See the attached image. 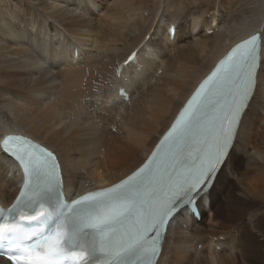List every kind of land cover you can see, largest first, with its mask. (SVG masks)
Returning a JSON list of instances; mask_svg holds the SVG:
<instances>
[{
  "label": "bare ground",
  "instance_id": "obj_1",
  "mask_svg": "<svg viewBox=\"0 0 264 264\" xmlns=\"http://www.w3.org/2000/svg\"><path fill=\"white\" fill-rule=\"evenodd\" d=\"M239 1L231 0L226 8L227 0H212L211 6L199 9V0H0V137L21 134L50 148L63 169L70 198L72 192L114 185L147 158L223 55L237 42L264 34V0L252 1L236 21L231 17L239 12ZM225 9L230 13L226 19ZM169 23L176 25L172 41ZM138 48V64L115 76L121 62ZM74 51L78 58L71 61ZM199 53L204 65L198 64ZM118 86L127 89L128 102H115ZM261 91L263 85L243 117L227 164L197 205L200 221L183 212L172 222L156 264H237L232 255L214 250L223 245V235L234 250L255 243L253 234L264 237L257 225H249L252 208L244 228L234 215L238 200L219 196L217 190L241 140L248 138L249 147L244 144L241 152L253 153L245 162L237 161L226 179L237 184L240 197L264 206V173L251 172L264 169V134L257 139L260 127L264 130V97L260 108L256 103ZM251 116L259 122L257 127ZM101 147L102 158L95 154ZM16 169L0 153L4 207L19 190L21 174ZM247 177L253 181L244 182ZM221 200L224 206L215 210ZM236 232L240 238L232 239ZM199 242L208 252L204 260L196 251ZM262 257L264 261V251ZM0 264L5 260L0 258Z\"/></svg>",
  "mask_w": 264,
  "mask_h": 264
},
{
  "label": "snow or ice",
  "instance_id": "obj_2",
  "mask_svg": "<svg viewBox=\"0 0 264 264\" xmlns=\"http://www.w3.org/2000/svg\"><path fill=\"white\" fill-rule=\"evenodd\" d=\"M262 83L264 34L221 62L147 162L119 183L71 198L53 152L9 137L0 152L21 179L11 205L0 206V257L5 264H155L163 232L198 205L227 164Z\"/></svg>",
  "mask_w": 264,
  "mask_h": 264
},
{
  "label": "rangeland",
  "instance_id": "obj_3",
  "mask_svg": "<svg viewBox=\"0 0 264 264\" xmlns=\"http://www.w3.org/2000/svg\"><path fill=\"white\" fill-rule=\"evenodd\" d=\"M218 1H220V0H218ZM228 1V3L225 5V7L227 8L228 7V4H229V2L231 1V0H227ZM252 1H255V0H240L239 2H237V4H239V5H241L240 6V8L238 9L239 10V12L242 10L243 12H247L248 10H249V4L252 2ZM212 5V0H199V9L200 8H206V7H209V6H211ZM220 11V10H219ZM230 11H232V10H230ZM224 19H226V16L228 17L229 16V11L227 10V9H225L224 10ZM234 13V16H232L231 17V19H233V20H236V21H239L240 19H241V12L240 13ZM248 15V14H247ZM240 17V18H239ZM183 27H185V24L183 25ZM188 41H189V38H188ZM191 41V40H190ZM178 45H180V44H178ZM201 51V50H200ZM200 53L198 54V64L199 65H204V61H200ZM202 56H205V53H203L202 54ZM262 85H263V89H264V83H262ZM262 93H261V97L257 100V107L258 108H260V106H261V104H262V100H263V97H264V92L263 91H261ZM88 103V102H87ZM104 117H107V114H104ZM263 117V116H262ZM251 118H252V116H251ZM264 118V117H263ZM256 119V117H253L252 118V121H254V125H256V127L258 126V124H259V122L257 121V120H255ZM247 128H249V126H247ZM261 132V133H260ZM263 134H264V130L262 129V127H260V129L258 130V137H257V139L260 137V136H262L263 137ZM256 139V140H257ZM244 144L247 146V147H249V144H250V142L248 141V138H246L245 140H241V142H240V149H238L237 148V150H238V152L236 151L235 153H234V156H233V163H232V165H231V167H229V171L228 170H226L225 172H223V174H222V176H221V178H220V180L218 181L219 182V186H218V189L217 190H219L220 192H221V194H219L218 193V195L219 196H221V195H223V197H225V196H230V199L232 198V197H234V199H236V206H237V209H236V211H235V213H234V215H235V217H236V219L237 220H239V222H237V224H242L243 225V227L245 226V225H247V223H246V221L248 222V220H246L247 219V216H249L250 214H253V217L254 218H252L250 221H249V225L250 226H253V228L254 227H256V225H257V227L260 229V230H263L264 231V206L261 204V203H259L258 201H254L253 203H251L250 202V200L249 199H247V200H245L244 199V197H240L239 195H238V192L237 191H235V189H234V186L236 187L237 186V184H235L234 183V181H232L231 182V178H228V180L229 181H227V179H226V175H227V173L228 172H233V168L235 167L234 165H236V162L237 161H241V163H243V162H245L246 161V156H247V154H249L250 155V153H253V152H251L250 150H247V154H242V152L241 151H243V147H244ZM263 146V145H262ZM102 149H100V150H97V148H95V154H97V153H99V157H101L102 158V156H103V147H101ZM260 163V162H259ZM256 169H258V168H256ZM256 169H254L253 171L251 170V172L253 173V174H256V176H259L260 174H262V173H264V169H262V168H259L258 170H256ZM82 171V170H81ZM80 171V172H81ZM242 172H246V169H245V167L242 169ZM236 173H237V171H235L234 172V174L236 175ZM252 182L253 180L250 178V177H247L245 180H244V182ZM223 182H225V183H223ZM229 182H231L230 184H229ZM227 183V184H226ZM214 195H215V193H214ZM217 195V196H218ZM229 199V200H230ZM222 201V200H221ZM238 203H241V204H238ZM229 205H232L233 204V201H230L229 203H228ZM240 205V206H239ZM224 206V204H223V201L221 202V205L220 206H215V210L216 209H222V207ZM239 206V207H238ZM230 207V206H229ZM239 208V209H238ZM252 208V209H251ZM256 208V209H255ZM260 208V209H259ZM249 209H251V212H250V214H248V213H246ZM246 210V211H245ZM224 211V213H226V215H229V214H227L228 212H227V210L226 209H224L223 210ZM255 211H257V212H255ZM260 211V212H259ZM253 212V213H252ZM263 214V215H262ZM256 216V217H255ZM180 225V224H179ZM225 225H223L222 227H224ZM180 227H183L184 228V226H181L180 225ZM245 228V227H244ZM252 228V229H253ZM238 230V229H237ZM239 231V230H238ZM253 231V230H252ZM194 232V231H193ZM211 235V234H210ZM216 235V234H215ZM255 237H256V239H255V243H252L251 245H248L247 247H241L242 248V250H234V249H230L229 248V239L227 240L226 239V237L223 235V238L221 239V241L220 242H223V245H220V246H218V247H215L214 248V250L216 251V252H219V253H224L226 256L227 255H232L234 258H235V261L237 262V264H243V258L241 257L242 256V254H243V257H244V261L246 262V264H247V262H248V264H250V263H252V264H264V261L262 260V253H263V251H264V237H260V236H258L257 237V234H253ZM240 236H241V234H240V232L238 233V232H236V233H234V234H232V236H231V238L232 239H239L240 238ZM257 238H258V240H257ZM257 241V242H256ZM254 244V245H253ZM204 245H203V243H200L199 242V245L197 246V250L196 251H198L199 253H200V256H201V258L203 259V257L204 256H206L207 254H208V252H207V250L206 249H204V247H203ZM240 247V246H239ZM240 248V249H241ZM252 248V249H251ZM245 249H246V251H245ZM248 249V250H247ZM250 249V250H249ZM254 249V250H253ZM168 251H170V249H168ZM254 251H256V256L255 257H253L251 254H253V253H255ZM247 254H246V253ZM205 254V255H204ZM204 255V256H203ZM249 255V256H248ZM203 256V257H202ZM248 257V258H247ZM253 257V258H252ZM247 258V259H246ZM255 258V259H254ZM201 259V260H202ZM204 260V259H203ZM252 261V262H251Z\"/></svg>",
  "mask_w": 264,
  "mask_h": 264
}]
</instances>
